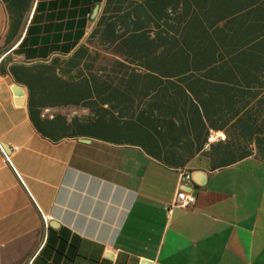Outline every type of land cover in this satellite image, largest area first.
I'll list each match as a JSON object with an SVG mask.
<instances>
[{"label": "crops", "instance_id": "0c3cea01", "mask_svg": "<svg viewBox=\"0 0 264 264\" xmlns=\"http://www.w3.org/2000/svg\"><path fill=\"white\" fill-rule=\"evenodd\" d=\"M106 3L0 0V264H264V182L222 178L264 162L218 168L237 119L224 74L185 71L164 79L177 85L141 84L131 105L115 109L117 97L94 112V69L83 67ZM82 50L71 74L90 83L76 104L29 84L32 66ZM186 171L199 175L184 187L196 204L169 212Z\"/></svg>", "mask_w": 264, "mask_h": 264}, {"label": "trees", "instance_id": "16d2710c", "mask_svg": "<svg viewBox=\"0 0 264 264\" xmlns=\"http://www.w3.org/2000/svg\"><path fill=\"white\" fill-rule=\"evenodd\" d=\"M92 37L94 64L83 68L94 69L97 115L107 112L101 105L110 99L118 97L115 109L122 101L131 105L141 84L177 85L164 79L190 78L179 76L185 71L222 73L227 112L237 119L227 130L230 157L218 168L253 156L264 162V0H107ZM84 52L32 66L29 84L54 88L56 102L76 104L78 86L90 83L82 72L71 74L82 68ZM30 113L42 133L58 141L31 104Z\"/></svg>", "mask_w": 264, "mask_h": 264}, {"label": "built area", "instance_id": "2783aa9c", "mask_svg": "<svg viewBox=\"0 0 264 264\" xmlns=\"http://www.w3.org/2000/svg\"><path fill=\"white\" fill-rule=\"evenodd\" d=\"M0 148L5 153V150L1 145ZM193 181V175L191 172H180V186L173 203L167 207L169 212L176 208L189 209L196 204V196L184 189V187L192 185Z\"/></svg>", "mask_w": 264, "mask_h": 264}, {"label": "rangeland", "instance_id": "374dc122", "mask_svg": "<svg viewBox=\"0 0 264 264\" xmlns=\"http://www.w3.org/2000/svg\"><path fill=\"white\" fill-rule=\"evenodd\" d=\"M92 54L97 51L96 46L94 47V42L93 46H90ZM94 64V61H93ZM264 168V167H263ZM249 167L246 165V168L240 167L239 169H236L235 171H231L230 173H224L225 175L222 177L226 179L225 177H232L234 180H240L243 182L246 181H259V182H264V169H256L253 168L252 170H248Z\"/></svg>", "mask_w": 264, "mask_h": 264}, {"label": "water", "instance_id": "95a60500", "mask_svg": "<svg viewBox=\"0 0 264 264\" xmlns=\"http://www.w3.org/2000/svg\"><path fill=\"white\" fill-rule=\"evenodd\" d=\"M98 10H99V9H97L95 15H97ZM14 91H15L16 95H17L18 97H20V99H21L20 102L23 103V102H24V98H23L24 92H23L22 88H21L19 85H15V86H14ZM198 176H199L198 174L195 175V178L193 177V180H194V179H197Z\"/></svg>", "mask_w": 264, "mask_h": 264}]
</instances>
